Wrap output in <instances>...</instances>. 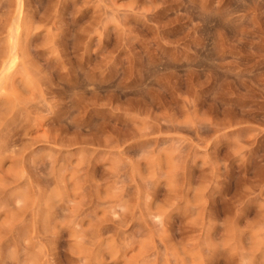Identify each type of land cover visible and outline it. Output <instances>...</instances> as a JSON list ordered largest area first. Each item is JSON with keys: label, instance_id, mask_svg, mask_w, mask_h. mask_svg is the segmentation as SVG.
<instances>
[{"label": "clouds", "instance_id": "1", "mask_svg": "<svg viewBox=\"0 0 264 264\" xmlns=\"http://www.w3.org/2000/svg\"><path fill=\"white\" fill-rule=\"evenodd\" d=\"M0 264H264V0H0Z\"/></svg>", "mask_w": 264, "mask_h": 264}]
</instances>
